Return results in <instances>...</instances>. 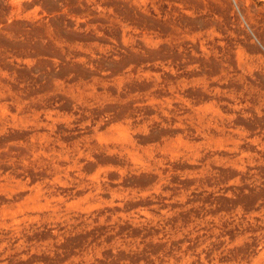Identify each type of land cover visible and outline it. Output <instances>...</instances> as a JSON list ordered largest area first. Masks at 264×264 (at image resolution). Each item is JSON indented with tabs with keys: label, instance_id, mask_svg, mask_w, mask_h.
<instances>
[{
	"label": "rangeland",
	"instance_id": "rangeland-1",
	"mask_svg": "<svg viewBox=\"0 0 264 264\" xmlns=\"http://www.w3.org/2000/svg\"><path fill=\"white\" fill-rule=\"evenodd\" d=\"M0 264H264V0H0Z\"/></svg>",
	"mask_w": 264,
	"mask_h": 264
}]
</instances>
